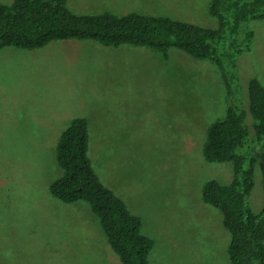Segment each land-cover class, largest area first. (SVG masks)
<instances>
[{"label": "rangeland", "instance_id": "rangeland-1", "mask_svg": "<svg viewBox=\"0 0 264 264\" xmlns=\"http://www.w3.org/2000/svg\"><path fill=\"white\" fill-rule=\"evenodd\" d=\"M212 1L68 0V6L80 15L139 13L216 28ZM250 28L251 51L238 56L236 68L227 66L238 105L252 78L264 84V20ZM228 98L220 68L177 48L165 57L149 47L66 40L0 51V264H123L88 202L65 203L50 192L64 173L57 158L62 132L81 116L89 119V155L100 180L155 242L149 264H231L224 215L203 199L208 181L228 184L235 175L233 163H210L204 154L209 127L226 116ZM246 123L254 133L250 114ZM249 206L255 213L264 207L259 166ZM95 246L107 250L101 260Z\"/></svg>", "mask_w": 264, "mask_h": 264}, {"label": "trees", "instance_id": "trees-1", "mask_svg": "<svg viewBox=\"0 0 264 264\" xmlns=\"http://www.w3.org/2000/svg\"><path fill=\"white\" fill-rule=\"evenodd\" d=\"M210 11L218 19L216 28L139 13L80 15L69 8L68 0H14L12 5L0 3V51L93 40L107 47H149L165 57L177 48L220 68L229 107L226 116L209 127L204 154L210 163H233L235 175L228 184L208 181L203 199L224 215L231 234V264H264V207L255 213L249 206L258 166L264 186V84L252 78L238 105L227 77V66L236 68L238 56L252 49L255 31L250 23L264 20V0H213ZM249 114L256 121L254 133L246 123ZM89 126V119L81 116L62 132L57 158L64 173L50 185V192L65 203L88 202L123 264H149L155 242L143 234L142 219L100 180L89 155Z\"/></svg>", "mask_w": 264, "mask_h": 264}, {"label": "crops", "instance_id": "crops-1", "mask_svg": "<svg viewBox=\"0 0 264 264\" xmlns=\"http://www.w3.org/2000/svg\"><path fill=\"white\" fill-rule=\"evenodd\" d=\"M71 122H69V124H70ZM92 209V208H91ZM99 247H97V246H95V249H94V251L95 250H97ZM80 251H83V252H85V250H83V249H80ZM99 251H101V255H100V257H99V259L101 260L102 259V256H103V254L105 253V254H107V250H105V249H103V248H101V246H100V249H98L96 252H99ZM71 254V257H78L76 254H74V252H73V250H70L69 251ZM83 255V256H82ZM80 254L79 255V261H78V263L81 261V260H83L84 261V254ZM105 258H106V260H107V255H105ZM102 263V262H101Z\"/></svg>", "mask_w": 264, "mask_h": 264}]
</instances>
